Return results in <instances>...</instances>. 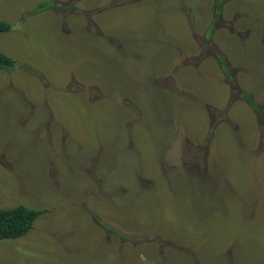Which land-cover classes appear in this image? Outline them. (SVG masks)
Wrapping results in <instances>:
<instances>
[{
	"label": "rangeland",
	"instance_id": "obj_1",
	"mask_svg": "<svg viewBox=\"0 0 264 264\" xmlns=\"http://www.w3.org/2000/svg\"><path fill=\"white\" fill-rule=\"evenodd\" d=\"M0 20V207L43 210L0 264H264V0Z\"/></svg>",
	"mask_w": 264,
	"mask_h": 264
},
{
	"label": "trees",
	"instance_id": "obj_2",
	"mask_svg": "<svg viewBox=\"0 0 264 264\" xmlns=\"http://www.w3.org/2000/svg\"><path fill=\"white\" fill-rule=\"evenodd\" d=\"M10 30V24L0 20V35ZM15 60L0 52V68H10ZM252 104L255 103L252 101ZM43 210L31 208L23 204L11 208L0 207V241L3 239L18 238L26 235L34 228L35 221Z\"/></svg>",
	"mask_w": 264,
	"mask_h": 264
}]
</instances>
